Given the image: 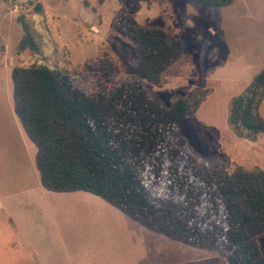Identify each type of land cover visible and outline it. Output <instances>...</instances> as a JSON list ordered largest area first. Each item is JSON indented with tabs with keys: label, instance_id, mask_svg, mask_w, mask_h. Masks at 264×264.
<instances>
[{
	"label": "rangeland",
	"instance_id": "1",
	"mask_svg": "<svg viewBox=\"0 0 264 264\" xmlns=\"http://www.w3.org/2000/svg\"><path fill=\"white\" fill-rule=\"evenodd\" d=\"M121 7L118 0H0V264H227L216 252L134 223L105 198L107 207L98 214L42 187L37 148L14 112L12 71L46 65L69 72L92 96L112 92L121 78L134 77L137 58L135 39L113 26ZM136 19L184 45L182 57L161 81L146 86L167 105L206 92L196 114L179 123L198 159L222 160L229 171L264 170V133L255 140L240 137L229 123L232 98L264 69V0H235L224 8L194 0H149ZM25 25L35 49L20 52ZM258 114L264 119V100ZM257 241L264 256V232Z\"/></svg>",
	"mask_w": 264,
	"mask_h": 264
},
{
	"label": "trees",
	"instance_id": "2",
	"mask_svg": "<svg viewBox=\"0 0 264 264\" xmlns=\"http://www.w3.org/2000/svg\"><path fill=\"white\" fill-rule=\"evenodd\" d=\"M101 2L103 0H100ZM113 26L135 39L134 77L92 96L67 71L15 67L14 112L36 146V168L50 192L105 198L134 222L181 244L218 253L227 264H264V170L229 171L204 163L182 137L179 123L196 114L206 92L167 105L145 82L159 83L183 55L182 40L136 19L149 0H118ZM212 8L235 0H194ZM19 51L35 49L28 25ZM264 69L232 98L229 123L240 137L264 133L258 107Z\"/></svg>",
	"mask_w": 264,
	"mask_h": 264
},
{
	"label": "crops",
	"instance_id": "3",
	"mask_svg": "<svg viewBox=\"0 0 264 264\" xmlns=\"http://www.w3.org/2000/svg\"><path fill=\"white\" fill-rule=\"evenodd\" d=\"M43 187V186H42ZM44 190H46L44 187H43ZM47 191V190H46ZM84 193V194H83ZM62 194H66V195H61L59 200H62V199H65L67 201H70V202H78V203H83L89 207L92 206V208H96L97 210V213L99 214V211L100 210H103L105 209L107 206L105 204V202L103 200H101V197H98V196H95V195H92L90 193H86V192H74V193H62ZM108 201V200H107ZM112 204V203H111ZM44 205V204H42ZM114 205V204H113ZM32 213H34V211L36 212L37 211V205L35 206V208L33 210H31ZM30 212V211H29ZM31 213V214H32ZM37 213V212H36ZM126 215V214H124ZM127 216V215H126ZM128 217V216H127ZM129 218V217H128ZM130 219V218H129ZM133 221V220H132ZM134 222V221H133ZM10 223H12V226L15 227V231L18 230V225L17 223L15 222V220H13L12 218H10ZM136 223V222H134ZM138 224V223H137ZM140 225V224H139ZM143 226V225H142ZM145 227V226H144ZM148 229V228H147ZM150 230V229H149ZM152 231V230H151ZM24 244V243H23ZM15 246L17 247H20L19 243H14ZM26 245V244H24ZM185 245V244H184ZM32 246L34 247V254L35 256L37 257V241H33V244ZM189 246V245H188ZM192 247V246H191ZM195 248V247H193ZM197 249H200V248H197ZM205 250V249H203ZM208 251V250H206ZM210 252H213V251H210ZM218 254V253H217ZM219 255V254H218ZM220 256V255H219ZM221 257V256H220ZM225 260V259H224ZM227 263V262H226ZM36 264H39V263H36ZM97 264H103L101 261L98 262ZM131 264H137L136 260L133 261V263Z\"/></svg>",
	"mask_w": 264,
	"mask_h": 264
}]
</instances>
